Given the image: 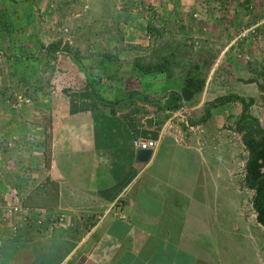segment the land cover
<instances>
[{
  "label": "rangeland",
  "instance_id": "obj_1",
  "mask_svg": "<svg viewBox=\"0 0 264 264\" xmlns=\"http://www.w3.org/2000/svg\"><path fill=\"white\" fill-rule=\"evenodd\" d=\"M78 62L99 76L98 90L123 92L112 102L137 89L165 105L170 92L181 94L186 75L204 79L175 114L179 130H190L182 136L210 139L214 186L221 181L225 188H214V206L223 207L214 210V222L225 229L213 227L207 261L264 264V228L255 219L253 190L244 181L247 151L234 128L240 104L217 103L203 119L215 98L236 93L254 99L249 112L264 126V0H0L1 133L7 129L0 146L31 154L9 164L0 159V186L27 194L25 204L51 194L43 176L50 112L61 96L85 87ZM135 62L161 71L144 75Z\"/></svg>",
  "mask_w": 264,
  "mask_h": 264
},
{
  "label": "crops",
  "instance_id": "obj_2",
  "mask_svg": "<svg viewBox=\"0 0 264 264\" xmlns=\"http://www.w3.org/2000/svg\"><path fill=\"white\" fill-rule=\"evenodd\" d=\"M101 84L94 88L96 99L84 87L51 109L43 174L48 201L25 204L27 194L0 186L2 202L15 192L25 205L65 216L60 228L12 242L3 241L0 230V264H212L213 227L225 229L214 222V210L223 208L214 206V188H225L221 181L214 186L212 142L182 136L190 130H179L182 120L164 101L158 100L160 107L105 105L101 100L112 102L119 93L114 87L102 92ZM1 128L4 138L7 129ZM136 139L157 141L145 162L136 159ZM3 145L2 164L31 155Z\"/></svg>",
  "mask_w": 264,
  "mask_h": 264
},
{
  "label": "trees",
  "instance_id": "obj_3",
  "mask_svg": "<svg viewBox=\"0 0 264 264\" xmlns=\"http://www.w3.org/2000/svg\"><path fill=\"white\" fill-rule=\"evenodd\" d=\"M55 49V48H54ZM79 70L85 74V87L90 91L93 99H96L93 85L99 82L97 74L86 70L79 62L77 63ZM135 67L144 75L154 71H161L160 68L154 70H146L143 66L135 62ZM204 86V79L201 77H194L190 74L186 75L181 94L174 91L170 92L165 100L164 108L169 111H175L181 106V100H190L196 92L202 90ZM132 99H138L143 103L160 107L161 103L158 100H147L140 92L132 91L127 93V97L117 102H109L101 100L105 105L119 104L121 101L128 102ZM229 102H237L240 104L241 112L235 121L234 128L241 133V140L245 145L247 151V158L244 165V181L246 186L253 188V196L251 198L252 209L255 212V219L258 224L264 228V126L261 125L259 119L249 112L250 106L254 103V99L249 97L245 99L236 93H230L218 96L209 103L203 119L209 115L210 107L217 103L223 105Z\"/></svg>",
  "mask_w": 264,
  "mask_h": 264
},
{
  "label": "built area",
  "instance_id": "obj_4",
  "mask_svg": "<svg viewBox=\"0 0 264 264\" xmlns=\"http://www.w3.org/2000/svg\"><path fill=\"white\" fill-rule=\"evenodd\" d=\"M138 9H141L138 6ZM149 37V36H148ZM135 148L150 149L153 151L157 146V141L152 139H136ZM47 208H39L25 205L15 192H12L8 200L0 201V230L4 237L3 241L12 242L22 235L34 236L35 233H44L46 230L52 231L60 228L64 222V215L55 212L50 215ZM49 220V226L46 220Z\"/></svg>",
  "mask_w": 264,
  "mask_h": 264
},
{
  "label": "water",
  "instance_id": "obj_5",
  "mask_svg": "<svg viewBox=\"0 0 264 264\" xmlns=\"http://www.w3.org/2000/svg\"><path fill=\"white\" fill-rule=\"evenodd\" d=\"M243 145H244V143H243ZM151 153H152V151L150 149H138V150H136V159L139 162H145L150 158ZM250 189L254 190L253 188H250Z\"/></svg>",
  "mask_w": 264,
  "mask_h": 264
},
{
  "label": "flooded vegetation",
  "instance_id": "obj_6",
  "mask_svg": "<svg viewBox=\"0 0 264 264\" xmlns=\"http://www.w3.org/2000/svg\"><path fill=\"white\" fill-rule=\"evenodd\" d=\"M238 131V130H237ZM240 133V131H238Z\"/></svg>",
  "mask_w": 264,
  "mask_h": 264
}]
</instances>
